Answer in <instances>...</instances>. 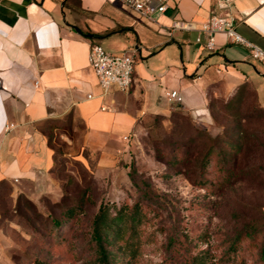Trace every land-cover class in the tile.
<instances>
[{
  "label": "rangeland",
  "instance_id": "374dc122",
  "mask_svg": "<svg viewBox=\"0 0 264 264\" xmlns=\"http://www.w3.org/2000/svg\"><path fill=\"white\" fill-rule=\"evenodd\" d=\"M165 79L161 110L180 100L168 101L171 90L180 92V87L170 76ZM250 87L243 82L228 91L213 86L204 114L175 105L169 114L141 119L105 168L85 145L82 123L48 130L61 151L51 169L53 189L34 199L27 196L29 202L8 183L0 185V264H35V259L100 264L90 240L99 204L107 203L114 214L121 207L129 211L136 201L142 215L136 236L126 240L130 232L125 229L123 240L113 245L120 264H189L201 251L209 255L207 263L264 264V115ZM222 133L239 145L226 164L233 175L224 181L217 155L203 172L196 165L210 145L208 136ZM122 134L114 133L105 148L121 146ZM181 153L187 160L174 164L171 157ZM81 198L82 212L73 218L62 214ZM51 217L62 223L48 233ZM237 238L238 249L227 256ZM128 241L135 243L133 257L127 255Z\"/></svg>",
  "mask_w": 264,
  "mask_h": 264
},
{
  "label": "crops",
  "instance_id": "0c3cea01",
  "mask_svg": "<svg viewBox=\"0 0 264 264\" xmlns=\"http://www.w3.org/2000/svg\"><path fill=\"white\" fill-rule=\"evenodd\" d=\"M152 2L165 10L148 19L119 0H0V180L16 193L34 199L53 189V151L40 128L48 119L71 114L82 123L85 145L105 168L141 119L169 114L177 104L203 113L213 86L228 91L248 82L264 108V61L220 34L214 50L195 41L205 42L200 23L226 13L217 0ZM229 11L236 31L264 50V0H232ZM176 19L194 21L197 30H171ZM94 43L114 54L136 49L129 90L112 87L101 96L88 61ZM168 76L180 100L161 110ZM122 132L121 146L105 148Z\"/></svg>",
  "mask_w": 264,
  "mask_h": 264
},
{
  "label": "trees",
  "instance_id": "16d2710c",
  "mask_svg": "<svg viewBox=\"0 0 264 264\" xmlns=\"http://www.w3.org/2000/svg\"><path fill=\"white\" fill-rule=\"evenodd\" d=\"M243 84H247L251 86L248 82H243ZM255 99L258 104V109L261 111V113L264 115V108L259 105L258 99H257V93L255 89L251 86ZM178 107H180V104H177ZM67 121H63L61 118H52L48 119L46 121V125L44 127H40L42 132L46 135L47 143L51 147L53 151V161L56 158L57 154L60 153V149H56L55 146L52 144L51 141V135L49 136L47 134V131L58 127L61 123H67V125L73 124V117L71 114L67 115ZM208 139L210 140L209 147L201 154L200 157L196 158V165L198 168L203 172L210 164L215 155L218 156L219 160L222 161V165L219 166L221 170V180H228L232 175V169L227 167L226 164L228 163V158L235 151L234 147H238L239 145L236 142H233V140L226 137L225 133L218 134L215 137L208 136ZM222 143V144H220ZM171 160L174 164L182 163L187 160V157H184V155L181 153L180 156L178 154H174L171 157ZM98 161V157H97ZM220 164V163H219ZM52 169V168H51ZM176 173L178 171H175ZM130 174V173H129ZM165 177L171 176L170 173H163ZM206 181H204L205 183ZM8 183L6 180H0V185ZM9 184V183H8ZM10 185V184H9ZM11 186V185H10ZM87 191V190H86ZM85 191V192H86ZM18 198L27 196L23 194L22 192L18 193ZM85 197V195H83ZM29 202H32L31 199L27 198ZM79 199L76 203H73L71 205H68L66 208H64L61 212L63 215H65L68 218L75 217L78 213L82 212L83 208V202ZM140 204L138 201L134 202L133 205L129 208V211H125L123 207L116 210L114 214H112L109 211V207L107 206V203L101 202L98 206V209L96 213L93 215L91 219V230H90V240L93 243L94 252L96 255V259L100 264H120L116 256L117 251H114L113 245L123 240L124 236V230L128 229L130 234L128 239H133L134 236H136L137 229L139 228L141 222H142V215L140 211ZM62 223V220H59L57 218L51 217L49 224H48V233H51L54 227L60 226ZM254 231L253 228L249 230V234H252ZM238 239L235 240V242L229 246V249L227 251V256L230 255V250H232L233 254H235V251L238 249ZM127 255L129 257L134 256V250H135V243H131V241H128L127 243ZM261 253L264 255V242L261 245ZM124 256V255H122ZM126 257V256H124ZM209 258V255L204 252H198L194 255L192 261L189 262V264H214V263H207L205 260ZM120 260V259H119ZM35 264H46L44 262H41L37 259L34 261Z\"/></svg>",
  "mask_w": 264,
  "mask_h": 264
},
{
  "label": "built area",
  "instance_id": "2783aa9c",
  "mask_svg": "<svg viewBox=\"0 0 264 264\" xmlns=\"http://www.w3.org/2000/svg\"><path fill=\"white\" fill-rule=\"evenodd\" d=\"M127 7L131 8L138 14L151 19L155 12L165 10V5L161 4L153 6L152 0H119ZM217 6L220 9L227 10L222 16L212 15L202 23L198 28L205 35V42L200 37L195 41L200 43L207 50L216 48L215 36L223 35V37L232 43L246 46L253 59L264 61V50L242 37L235 29L237 18L229 11L232 6V0H217ZM171 30H197L196 23L192 20L176 19L171 24ZM136 49L130 52L114 54L108 52L102 45L94 43L90 46L88 52V61L92 67L98 84L101 88V96L106 95L112 87H116L120 91H127L133 83V72L135 69ZM176 91L169 93L170 98L176 97ZM92 98V95H88ZM106 107L102 106L104 110ZM9 126L6 125L5 129ZM126 139V137H124Z\"/></svg>",
  "mask_w": 264,
  "mask_h": 264
}]
</instances>
